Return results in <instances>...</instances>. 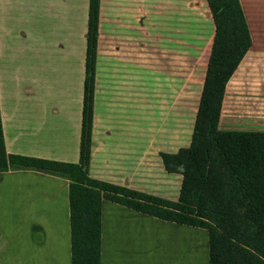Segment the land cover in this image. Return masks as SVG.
I'll list each match as a JSON object with an SVG mask.
<instances>
[{"label": "crops", "instance_id": "0c3cea01", "mask_svg": "<svg viewBox=\"0 0 264 264\" xmlns=\"http://www.w3.org/2000/svg\"><path fill=\"white\" fill-rule=\"evenodd\" d=\"M239 3L251 46L229 82L244 61L264 69V0ZM88 6L0 0L7 154L78 163ZM214 33L207 0H99L92 179L177 202L182 177L165 171L160 154L190 144ZM68 186L60 172L0 173V264H71ZM100 230V264H198L200 252L209 264L205 229L103 200Z\"/></svg>", "mask_w": 264, "mask_h": 264}, {"label": "trees", "instance_id": "16d2710c", "mask_svg": "<svg viewBox=\"0 0 264 264\" xmlns=\"http://www.w3.org/2000/svg\"><path fill=\"white\" fill-rule=\"evenodd\" d=\"M215 33L191 141L160 154L182 177L177 202L92 179L88 174L99 0H89L78 163L5 152L0 120V173L10 165L69 176L71 264H100L101 202L162 221L205 229L209 264H264V132L219 129L226 86L251 46L239 0H207Z\"/></svg>", "mask_w": 264, "mask_h": 264}, {"label": "rangeland", "instance_id": "374dc122", "mask_svg": "<svg viewBox=\"0 0 264 264\" xmlns=\"http://www.w3.org/2000/svg\"><path fill=\"white\" fill-rule=\"evenodd\" d=\"M44 38L48 40L49 36ZM45 52L49 53L48 45ZM260 66L256 63L247 64V61H244L239 72L229 82L220 117L221 129L264 131V69ZM46 75L49 78V69L46 70ZM186 111L189 117L191 109ZM204 256L203 263L202 253L198 254V264H207L205 253Z\"/></svg>", "mask_w": 264, "mask_h": 264}]
</instances>
